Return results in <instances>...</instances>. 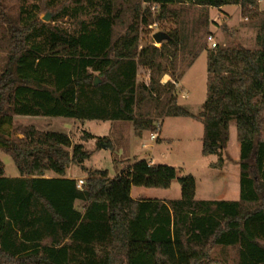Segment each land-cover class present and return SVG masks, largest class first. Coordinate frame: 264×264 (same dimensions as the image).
Returning <instances> with one entry per match:
<instances>
[{
    "label": "trees",
    "instance_id": "obj_1",
    "mask_svg": "<svg viewBox=\"0 0 264 264\" xmlns=\"http://www.w3.org/2000/svg\"><path fill=\"white\" fill-rule=\"evenodd\" d=\"M20 0L13 12L0 0V147L19 170L7 176L0 161V264H207L215 246L237 250L234 264H264V11L259 0ZM147 6H143V4ZM180 5L181 8H174ZM240 5L259 20V49L241 44L208 48L209 8ZM157 10L154 15L153 9ZM189 7L203 13L188 16ZM53 12L44 21L39 12ZM80 20L73 30L57 23ZM175 18L161 46L141 45V27ZM127 22V23H126ZM124 26L119 32L117 27ZM207 50V99L198 113L178 103L174 80ZM191 58L181 67L186 55ZM181 55V62H180ZM140 67L149 82H140ZM100 81L95 83L96 78ZM15 115L132 121L135 134L154 131L157 119L189 116L204 125L202 154L231 160L230 123L241 145L239 200L196 199V177L138 159L111 178L89 169L92 156L64 132L5 124ZM86 139L107 136L85 132ZM72 164L88 172L83 186L67 177ZM53 171L58 176H47ZM179 199H135L132 186L169 188ZM81 202V206H77Z\"/></svg>",
    "mask_w": 264,
    "mask_h": 264
},
{
    "label": "rangeland",
    "instance_id": "obj_2",
    "mask_svg": "<svg viewBox=\"0 0 264 264\" xmlns=\"http://www.w3.org/2000/svg\"><path fill=\"white\" fill-rule=\"evenodd\" d=\"M27 4H32L34 0H25ZM8 3L13 12L19 10L20 0H8ZM143 6H147L145 3ZM236 5H230V7L221 8H209L210 15V25L209 33L206 35L205 40L208 48L211 45L208 40V36L211 34L214 40L219 46H231L234 47L241 44L250 49H259L258 33L260 31L259 20H252L242 14L241 7H235ZM174 8H181L180 5H175ZM154 15L157 14V10L154 8ZM188 16L190 19L200 16L203 11L198 7H189ZM259 10L264 11V0H259ZM50 13L52 21L53 12L50 10H44L39 12V16L44 20V16ZM91 13L80 14L78 18L64 17L59 19L57 23L73 30L78 26L80 20H89ZM45 21V20H44ZM47 21V22H49ZM127 23V22H126ZM177 26L175 18L157 20L149 26L142 25L141 27V45H146L149 43H154L157 46H161L162 42H157L154 39V34L156 32H167L170 28ZM119 32L124 31V26L119 25L117 27ZM207 51V50H205ZM7 51L0 50V74L3 72V66L5 64ZM191 56L186 55L184 62H181V67H185L187 62L190 60ZM208 59L206 55H203L192 71L185 77L179 88L178 81L166 73L161 77V82L164 77L168 74L170 79L175 84V92L177 94V99L180 96L181 103H187L188 109L198 113L202 109V105L207 99V76H208ZM149 70L144 67H140L138 80L140 82H149ZM167 81V82H168ZM166 82V83H167ZM177 83V84H176ZM180 91H189L188 98H181ZM180 94V95H179ZM157 123H162L161 117H155ZM191 120L192 124L189 129L191 130V135L189 136L191 140H188L184 135L176 132L179 127L177 123H172L168 118L165 123V129H171L172 135H176L178 138L174 139L172 144L170 141L163 139L161 141L151 140L150 135L152 131H147L144 138L145 143L155 145V156L157 161L164 164H169L176 166L178 168V176H184L188 174H193L199 183L198 196H202L201 189L204 187L206 190L215 191V193H220L224 188L226 193H231L237 186L238 178V167L234 163H229L226 173H224L222 178L227 180V186L220 181H212V175L207 172V166L205 160L215 159L216 156L212 155L210 157L202 154V138L204 133V125L201 121L194 119ZM156 123V124H157ZM133 122H116L114 126L109 120H80L72 117L64 116H20L15 115L13 119V124H5V128L11 131L13 138H21L23 134L21 133V127L26 125H33L39 130H52L67 133L71 136L72 140L76 143H84L86 149L92 152V156L85 161V165L89 169H106L109 172V176L115 177L121 173L122 168L129 163H134L137 157L147 155V149L151 147L144 148L142 145L136 144L132 136H129V127H131ZM236 125V123H235ZM111 126L112 129H111ZM237 126V125H236ZM134 127V125H133ZM188 128V126H187ZM111 129V130H110ZM128 131V132H127ZM85 132H90L93 135L105 136L107 139L101 144H98L97 137H92L86 139L84 137ZM110 132V133H109ZM200 137V138H199ZM158 142V143H157ZM160 142V143H159ZM239 144L237 130L235 136L232 138V144L230 147V152L232 155L237 156V145ZM188 145V146H187ZM151 146V145H150ZM139 155V156H138ZM232 160V159H231ZM229 160V161H231ZM0 161L5 165V174L7 176H18L19 170L14 162L12 156L6 153L2 147H0ZM71 173L74 175L78 173L88 175V172L83 169L80 165L72 164ZM76 170V171H73ZM47 176H58L53 171L47 172ZM85 180V179H82ZM84 184V183H83ZM175 188L177 187L181 193V185L176 179L174 183ZM174 188V187H173ZM153 190V191H152ZM156 190H162L159 188H148L144 186H136L134 189V194L138 195L143 193L146 196H160ZM171 194L177 195L176 192L171 191ZM231 196V194H227ZM77 206H81V202H77ZM237 255V250L232 247L223 248L221 246H215L211 252V257L207 261V264H234L235 257Z\"/></svg>",
    "mask_w": 264,
    "mask_h": 264
},
{
    "label": "crops",
    "instance_id": "obj_3",
    "mask_svg": "<svg viewBox=\"0 0 264 264\" xmlns=\"http://www.w3.org/2000/svg\"><path fill=\"white\" fill-rule=\"evenodd\" d=\"M224 7H230V5H225ZM235 7L239 8L238 5H236ZM203 55H206V57L208 59L207 51H205V50L202 51L200 53V55L197 57V59L192 63V65L185 71L183 77L178 80L179 88L181 86L182 81L192 71V69L195 67V65L198 63V61L200 60V58ZM138 74H139V72H138ZM170 78H171L170 75L167 74L164 77V79L162 80V83H166ZM207 81H208V76H207ZM180 93H181V98L186 99L189 96V91H187V92L180 91ZM178 103L180 105H183L184 107H186L188 109V104L187 103H181L180 102V96L178 97ZM188 110L190 112H192V113H195V112L191 111L190 109H188ZM168 118L170 119V121L172 123H177V125L179 126L176 129V132L184 135V137L186 139L191 140L189 136H192V135H191V130L189 129V127H191V125H193V124H192L191 120H189V119H194V120H196V119L193 118V117H189V116H165V117L161 118L162 119V123L160 124L161 127H160V130H159V137H158V139H155V140L161 141L163 139H166V140L170 141V144H172V143H174L172 141L174 139L178 138L176 135L170 134L171 133V129H165V123H166ZM116 122H121V121H111V124L114 126V123H116ZM126 122H131V121H126ZM235 123H236L235 120H232L231 123H230V139H229L228 147H227V150H228L232 160L231 161L226 160L225 164L222 167H213V166H211V164L213 162H216L218 160V155H215L216 156L215 159L205 160V162H206V166H207V169H208L207 172L210 175H212V178H211L212 181H220V180H222L223 183L226 186H227V180H224L222 178L223 177L222 175L224 173H226L225 171H226L229 163H234L238 167V178H237V186H236V188L231 193H226L225 192V188L220 193H215V191H209V190H206L204 187H202V189H201L202 196L199 197L198 196L199 183H198V181L196 179V199H199V200H239L240 199V195H241L240 165H239V159H240V156H241V145H240V142H239V144H236L237 145V149H236L237 156L232 155L231 152H230V147H231V144H232V138L235 136V133H236V130H237V126H236L237 124L235 125ZM113 126H111V129H112ZM187 126H188V128H187ZM128 131H129V136L130 135L132 136V139H133V141L136 144L142 145L144 148L151 147V148L146 150V152H148L147 155H144V156L140 155L141 157H137V155H136V159H146V160H148L151 163H160L159 161H157L158 159L154 155L155 154V145L154 144H150L151 145L150 146L149 144L145 143V141H144V138H145V136L147 134V131H149V130H145L142 133L141 136H138V135L135 134L133 124H131V127H129ZM94 135L95 136H101V135H97V134H94ZM108 135L106 134L105 136H108ZM202 137H203V135L201 136V138ZM150 139H151V137H150ZM210 156H212V155H208V157H210ZM131 164H133V163H129L128 165L124 166L122 168V170L124 168H126L127 166L131 165ZM84 165H85V163H84ZM71 170L72 169H71V166H70L68 168V170H67V174H66L67 177L75 178V179H77L79 181L81 179H85L88 176L86 174L79 175L78 173H76L74 175L73 173H71ZM73 171H76V170H73ZM110 177L113 178L112 176H110ZM175 181H176V179L172 182V185L169 188H159V189H162V190H156L159 194H161L160 196H146L143 193H139L138 195H135L134 194V189L136 188V186H132L131 194H132V197L135 198V199H160V200L179 199L182 196V189H181V193H178L179 192L178 188L177 187L175 188V186H174ZM148 188H158V187H148ZM171 191L176 192L177 195L171 194ZM227 194H231V196H228Z\"/></svg>",
    "mask_w": 264,
    "mask_h": 264
},
{
    "label": "built area",
    "instance_id": "obj_4",
    "mask_svg": "<svg viewBox=\"0 0 264 264\" xmlns=\"http://www.w3.org/2000/svg\"><path fill=\"white\" fill-rule=\"evenodd\" d=\"M208 40H209V43L211 45V48H216L218 46V43L214 40V37L211 34L208 36ZM160 127H161L160 123H157L156 129L151 132V135H150L151 139H153V140L158 139ZM83 183H84V180H82V179L79 180L78 181V187L81 188L83 186Z\"/></svg>",
    "mask_w": 264,
    "mask_h": 264
},
{
    "label": "water",
    "instance_id": "obj_5",
    "mask_svg": "<svg viewBox=\"0 0 264 264\" xmlns=\"http://www.w3.org/2000/svg\"><path fill=\"white\" fill-rule=\"evenodd\" d=\"M50 19H51V14H50V13H47V14L44 16V20H45V21H49ZM166 37H167V34H166L165 32H156V33L154 34V39H155L157 42H161V41L164 40ZM99 81H100V79L97 77L95 83H98Z\"/></svg>",
    "mask_w": 264,
    "mask_h": 264
}]
</instances>
